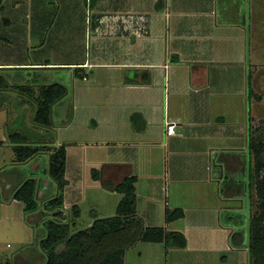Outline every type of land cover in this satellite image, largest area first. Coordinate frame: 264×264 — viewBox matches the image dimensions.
Here are the masks:
<instances>
[{
    "label": "crops",
    "instance_id": "obj_1",
    "mask_svg": "<svg viewBox=\"0 0 264 264\" xmlns=\"http://www.w3.org/2000/svg\"><path fill=\"white\" fill-rule=\"evenodd\" d=\"M216 2L0 0V72L20 68L33 75L62 69L64 81L71 82V89L63 84L67 94L59 101L66 105L57 108L56 121L52 117L49 136L37 141L66 143L67 183L74 155L83 151L101 167L96 182L114 186L126 176L136 177L138 212L139 181L145 178L140 186L146 198L165 205L144 212L145 224L184 234L183 248L150 242L148 250L157 253L148 264L248 262V241L243 235L240 245L231 240L239 230L221 217L224 208H233L226 201L237 198L221 196L219 186L226 156L248 151L254 103L247 90V61L260 57L264 21L255 20L253 6L242 12L224 2L217 11ZM18 79L14 85H39L22 74ZM27 104L34 114V103ZM135 113L141 117L133 125ZM9 116L0 103V127ZM12 116L13 123L20 118ZM166 122L174 123L172 133ZM42 154L49 158L50 152L21 163L33 167ZM211 162L220 168L217 177L207 173ZM13 203L23 209L12 198L1 204ZM167 207L181 208L183 217L166 222ZM154 217L164 223H155Z\"/></svg>",
    "mask_w": 264,
    "mask_h": 264
},
{
    "label": "rangeland",
    "instance_id": "obj_2",
    "mask_svg": "<svg viewBox=\"0 0 264 264\" xmlns=\"http://www.w3.org/2000/svg\"><path fill=\"white\" fill-rule=\"evenodd\" d=\"M216 1L214 10L217 11L224 8V2L232 3L230 5L231 8L242 7V12L249 11L250 7L253 6L255 8V14L253 15L255 20L258 18V20L262 19L264 21V0H256L254 5L251 3L252 0ZM246 17L249 19V14H246ZM248 22H250V19ZM262 32L264 37V30ZM261 42L263 46L259 50L260 55L258 57H260L258 60L255 59L250 63L247 61V67H250L249 89L251 90V95L249 97L251 98V102L254 103V108L249 115L247 125L252 139L256 140L258 138L264 139V38ZM30 71L20 68H10L1 70L0 72V76L8 84L3 88L9 86L7 90L1 91L0 103L10 113L8 120L5 123L3 122L4 124L0 127V141L2 139L7 140L6 145H4L5 142L3 141V144L0 145V159L2 157L5 159L3 162L0 160V264H43L44 253L40 246V240L45 235L44 221L46 214L44 215V213L48 211L44 207V202L50 197L62 194V208L65 210L68 218L72 215V206L74 204L78 205L80 214L71 224L72 232L88 228L95 219L116 215L118 204L122 198V194H118L117 192H113L114 194H112L110 191L104 190V185L101 181H94L96 179L93 178V171L97 169L100 177L101 167H95L91 163V156H83V151H79L74 155L75 161L72 167L70 166L68 173L69 184L67 183L68 185L66 184L61 189L58 188L57 183L48 174L49 158L46 154L38 156L33 162V167L26 163L12 161L15 154L9 134L15 131L19 132L32 142L44 140L45 136H49L50 134L48 126L35 123L32 117L30 119L33 111L29 109L31 105L27 104L28 101L31 102L28 93L22 91L17 86L13 87L14 82L19 81L18 74H22L26 78L25 80L31 83L48 84L55 81L61 84L66 83L68 88L71 89V82L67 83L63 79L64 72L62 69L52 70L46 74L33 71V75H29ZM55 73L58 76L54 77ZM59 74L61 75L60 78ZM39 75H42V77H38ZM32 87L36 95L37 90L34 86ZM26 99L29 100L27 101ZM60 101L52 107L54 121H56L57 108L61 109L64 104L66 105L65 101H62V103ZM14 114L20 117L19 119H15V123H13L15 116H12ZM222 158L221 156L218 157L215 163L221 161ZM226 158H228V161L224 165V175L222 176L219 189L221 196L226 198L232 197L233 199L237 198V200L226 201L227 205L233 206V208H224L221 217L231 227L238 229L244 236V240L249 241L250 217L254 215L260 202L256 196L255 179L251 180L249 189L247 187L248 170L250 164L253 165V156L252 154L250 155L249 151H242L227 155ZM261 158L264 162V147L261 151ZM215 163H209L207 173L217 177L220 174V168ZM28 177H34L37 180L36 199L38 209L34 212H28L20 208L19 204L13 203L9 206L1 204L2 202L7 203L10 200V191L13 187ZM260 178L264 179V168L260 172ZM144 179L142 178V180ZM142 180L139 181V196L137 198L140 201V208L138 212L136 210L135 216L141 217L144 220L141 216L144 212L149 211L150 208L157 211L161 207L165 208V205L163 207L161 203H156L155 200L151 201L146 198V191L142 189L143 185L140 186ZM224 210L226 211L224 212ZM154 222L157 224L164 223L161 217H154ZM150 246V242H139L130 247L126 250L124 263L148 264V261L153 260V256L157 253L152 249L148 250Z\"/></svg>",
    "mask_w": 264,
    "mask_h": 264
},
{
    "label": "trees",
    "instance_id": "obj_3",
    "mask_svg": "<svg viewBox=\"0 0 264 264\" xmlns=\"http://www.w3.org/2000/svg\"><path fill=\"white\" fill-rule=\"evenodd\" d=\"M248 94L249 76L247 77ZM8 84L0 76V89ZM27 92L29 99L34 103L32 120L43 126L52 125V107L67 94V88L59 83L35 85L37 94H34L30 85H14ZM35 95V96H34ZM141 117L138 113L131 115L133 125L136 119ZM145 124V122H144ZM143 124V125H144ZM13 144L14 160L24 162L42 151H49L48 174L57 183L58 188L67 184L65 178L66 143L54 146L45 143L30 142L19 132L9 134ZM264 147V139H252L248 135V151L253 156V165L248 170V189L251 180L255 179L256 196L260 200L257 210L250 217L248 262L247 264H264V179L260 178V172L264 168L261 151ZM93 178H99V171L94 169ZM134 175L126 176L120 183L114 185L103 182L104 186L113 187L122 194V198L114 216L95 219L85 229L71 231V224L80 214L78 205L72 206L70 218L65 214L63 196L57 194L44 202L47 213H44L45 235L40 240V246L44 255L43 264H125L126 250L139 242H162L166 246L183 248L186 246L184 234L176 230H167L164 226H147L141 217H136V194ZM16 199L23 203V209L34 212L38 209L37 180L34 177L24 179L10 191V199ZM48 215V217H47ZM183 217L181 208H166L165 221ZM242 234H231V240L242 243ZM233 240V241H234ZM18 264V263H17ZM29 264V263H28Z\"/></svg>",
    "mask_w": 264,
    "mask_h": 264
},
{
    "label": "built area",
    "instance_id": "obj_4",
    "mask_svg": "<svg viewBox=\"0 0 264 264\" xmlns=\"http://www.w3.org/2000/svg\"><path fill=\"white\" fill-rule=\"evenodd\" d=\"M174 126H175L174 123L166 122V130L168 134L173 132Z\"/></svg>",
    "mask_w": 264,
    "mask_h": 264
}]
</instances>
